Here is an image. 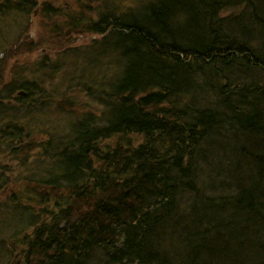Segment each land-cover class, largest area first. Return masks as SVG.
I'll return each instance as SVG.
<instances>
[{"label":"trees","instance_id":"obj_1","mask_svg":"<svg viewBox=\"0 0 264 264\" xmlns=\"http://www.w3.org/2000/svg\"><path fill=\"white\" fill-rule=\"evenodd\" d=\"M58 1L0 10L49 19L57 54L84 49L91 70L111 74L77 75L64 94L63 111H74L65 140L41 142L35 168L22 160L29 175L18 171L0 206L11 245L0 239V260L264 264V0H86L72 14ZM87 35L90 45L72 47ZM30 36L24 55L44 48ZM24 80L11 96H42ZM77 90L98 110L78 111ZM10 121L0 138L25 144L27 123Z\"/></svg>","mask_w":264,"mask_h":264},{"label":"rangeland","instance_id":"obj_2","mask_svg":"<svg viewBox=\"0 0 264 264\" xmlns=\"http://www.w3.org/2000/svg\"><path fill=\"white\" fill-rule=\"evenodd\" d=\"M1 1L2 0H0V2ZM85 1L86 0H59L57 4L72 14L75 10H80V6H83ZM39 10L37 12H39ZM34 13L31 16L26 15L24 17L21 16L16 18L14 16L15 14H11L10 18L5 22H2L0 19V101L3 100L0 102V106L3 107L8 114L10 113V117L7 118V120H4L3 118L0 119V129L5 124H11L12 122L10 119L14 121L17 120L16 122L19 125L27 123V129H30L28 138L24 141L25 144L21 142L18 136L13 138L14 136L9 137L5 134L6 138L3 136L0 138V143L4 146L2 148L3 152L1 151L2 155H0V173L2 172V174L6 175L5 178H0V189L6 188L3 191H0V206L2 205L1 203L6 202L7 200L5 194L15 190V186H18V183H16L18 181L15 179L17 176L22 175H18V171L24 174L21 177H28L29 174L27 173V169L35 168L38 163V157L42 158L43 155L38 156L36 152V148L41 142H48L50 138L55 140L63 139L65 138L64 136L67 135L69 125L74 118L69 116L72 110H69L67 113L63 111V109L66 110V108H64L66 105L63 104V100L65 99L64 94L68 91L70 84L73 86L77 85V75L84 74L78 73L80 72V69H82V67L83 69L89 68V72L97 74V76H95L97 78L111 74L104 65H99V68L93 67V70H91L92 65L88 64L83 56L84 49L78 50L74 54H69L66 58H63L61 54H57L58 52L55 51V49H57L56 45L53 44L52 39H49V35L45 33V30H50V27L54 24L47 18L43 17V19H41L40 17H37L36 13L35 15ZM2 14L3 13H1L0 10V15ZM5 18H7V16ZM11 18L12 21L10 22ZM64 18L65 16L61 17L62 20H64ZM65 20H67V16ZM58 22L63 23L61 21ZM52 32L53 31H49L51 34ZM25 35H33L30 37L32 40L34 38L35 42L42 39L44 50H38L37 52L32 53L33 55H24L28 53L24 44H29V42H27L29 40H22ZM90 38L91 36L87 35V37L83 38L81 41L74 42L72 47L76 48L78 46L79 48H86L87 45H90L91 43ZM12 49H14V51L11 53ZM7 53L8 55H6ZM12 55H14V57H11ZM46 61H51V63L48 64L47 62V70L44 71L45 73L36 74L37 67ZM44 66L45 65H43V67ZM44 69H46V66ZM61 69H63L62 72L55 74L57 70ZM24 79H27V81H36L40 85L42 96H37L38 94L35 93V95L27 101L26 98L28 97H26L25 91H16L14 92V95L11 96L9 89L11 84H13V82L23 84L24 81L26 82ZM102 82H100L99 85L102 84ZM76 96L77 97L74 99V105L78 111L81 109L82 112L86 113L91 109L94 111L98 110V106H96L95 103L92 104V99L86 100L77 92ZM19 98L22 99L20 100ZM48 98L52 100L44 101L43 104H39L42 103L41 100ZM33 102L35 104L37 102L34 109L30 106ZM73 112L74 111H72V113ZM22 113L27 116L26 119H23L24 117L22 116ZM25 113H27V115ZM2 114V108H0V115ZM12 115L15 116V118H13ZM28 130L26 131L28 132ZM9 141L12 142L11 145L15 147L14 150L17 149L16 153L18 154H16L15 157L11 155L12 153H9L11 151L8 150L10 147H7ZM28 146L31 148L29 152L32 151L30 156H27L28 153H25ZM24 159L28 160L31 167L22 168V160ZM4 214L5 213L0 212V235L7 233H4V230L1 228V224L8 220L2 217ZM8 238L9 237H6L5 235L0 237L1 240L3 239V244H5L4 241L9 242V245H6L10 249L11 245ZM3 262V259H1L0 264H4Z\"/></svg>","mask_w":264,"mask_h":264},{"label":"bare ground","instance_id":"obj_3","mask_svg":"<svg viewBox=\"0 0 264 264\" xmlns=\"http://www.w3.org/2000/svg\"><path fill=\"white\" fill-rule=\"evenodd\" d=\"M7 2H6V0H2L1 2H0V7L2 8L3 6H5L4 4H6ZM3 13V12H2ZM4 14H2V15H0V19H1V21L2 22H5L7 19H9L10 18V15L11 14H9V15H7V18H5L6 17V15H4ZM20 15V14H19ZM19 15H14L15 16V18L16 17H21V16H19ZM24 17V16H23ZM13 18V17H12ZM12 18H11V20H10V22L12 21ZM45 66H46V64H45ZM44 66V67H45ZM44 67H43V63H41L38 67H37V71H36V74H38V73H45L44 71H46V69H47V66H46V69H44ZM83 67H82V69H80V72H78V73H83ZM77 73V74H78ZM90 74H92V75H90V76H92L91 78H92V80H94V81H97V77H95V76H97V74H95V73H90ZM75 79V78H74ZM38 80V79H37ZM82 90V89H81ZM80 93L79 95L80 96H83L85 99H86V95L85 94H82V91H80V90H77V93ZM87 100V99H86Z\"/></svg>","mask_w":264,"mask_h":264}]
</instances>
